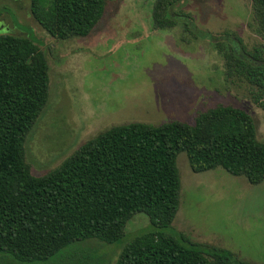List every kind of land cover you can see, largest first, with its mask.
Here are the masks:
<instances>
[{
	"label": "trees",
	"instance_id": "16d2710c",
	"mask_svg": "<svg viewBox=\"0 0 264 264\" xmlns=\"http://www.w3.org/2000/svg\"><path fill=\"white\" fill-rule=\"evenodd\" d=\"M181 0H158L157 29L177 25ZM106 0H30V12L52 38H85L102 19ZM256 32L264 42V0H251ZM228 45V73L254 88L264 110V43L246 51ZM49 98L48 64L33 35H0V264H83L66 248L96 239L111 245L137 214L149 220L115 264H250L232 252L191 241L172 229L180 203L177 158L194 173L224 170L250 185L264 182V142L244 110L218 105L193 123L132 122L114 126L81 145L46 175L31 174L26 137ZM85 263V262H84Z\"/></svg>",
	"mask_w": 264,
	"mask_h": 264
},
{
	"label": "rangeland",
	"instance_id": "374dc122",
	"mask_svg": "<svg viewBox=\"0 0 264 264\" xmlns=\"http://www.w3.org/2000/svg\"><path fill=\"white\" fill-rule=\"evenodd\" d=\"M158 0H106L89 36L60 41L34 20L30 0H0V35H33L48 64L49 98L26 137L25 161L40 177L58 168L81 145L111 127L141 122L193 123L218 105L248 113L264 142V110L254 88L228 73L225 55L238 37L246 51L263 45L251 0H181L177 25L157 29ZM181 189L172 229L191 241L223 248L239 260L264 264V182L250 185L218 168L194 173L185 154L177 158ZM135 215L115 244L96 239L68 246L83 264H115L125 244L146 231ZM146 229V230H145ZM85 262V263H84Z\"/></svg>",
	"mask_w": 264,
	"mask_h": 264
}]
</instances>
